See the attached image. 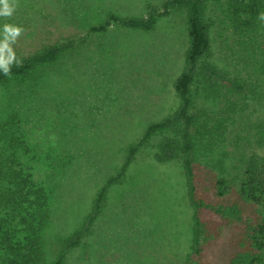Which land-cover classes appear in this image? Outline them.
<instances>
[{"label":"rangeland","instance_id":"obj_1","mask_svg":"<svg viewBox=\"0 0 264 264\" xmlns=\"http://www.w3.org/2000/svg\"><path fill=\"white\" fill-rule=\"evenodd\" d=\"M162 1L19 0L10 18H0V27L14 23L24 29L13 45L16 56L63 36L83 37L41 66L42 79L25 85L15 103L16 127L26 146L21 163L49 197L44 264H52L58 238L81 226L99 188L119 173L128 144L147 123L177 106L173 82L184 66L183 10L159 16L150 30L111 24L103 32L88 31L108 12L145 17L152 8L161 11ZM207 11L211 60L237 74L244 87L227 95L233 105L222 96L217 102L201 100L208 127L220 120L225 131L210 153L198 155L203 170L237 174L264 158V22L257 20L264 0L212 1ZM251 17L249 31L244 22ZM15 81L0 83V99L10 97ZM226 198L234 201L237 195ZM104 202L90 232L66 252L62 264H227L239 249V225L223 222L200 257L188 256L190 207L180 163L158 162L149 145L109 186ZM251 211L247 204L244 212L251 216Z\"/></svg>","mask_w":264,"mask_h":264},{"label":"trees","instance_id":"obj_2","mask_svg":"<svg viewBox=\"0 0 264 264\" xmlns=\"http://www.w3.org/2000/svg\"><path fill=\"white\" fill-rule=\"evenodd\" d=\"M212 1L219 0H164L161 11L152 8L145 17L108 12L104 20L89 27V32H103L111 24L150 30L159 16L169 10H183L184 66L173 82L178 99L175 110L147 123L138 140L128 144L119 173L99 188L81 226L58 238L59 249L52 264H62L66 252L90 232L104 206L109 186L127 169L139 149L148 145L158 162L176 160L180 163L185 197L190 207L188 256L200 257L207 242L219 234V225L227 222L239 225L241 230L236 242L239 249L227 264H264V158L251 161L237 174L228 169L217 170L216 174L212 173L215 170H203L198 155L199 152L210 153L225 131L220 120L208 127L206 115L203 116L205 110L199 106L201 100L217 102L220 96L228 100L227 95L240 93L244 87L237 74L230 75L211 60V23L206 14ZM245 8L252 9V6ZM252 18L244 22L249 31L254 26ZM82 38L78 34L63 36L30 54L18 55L17 59L22 63L12 65L10 76L0 71V83L16 80L13 84L16 89L10 91V97L0 99V264L45 262L43 231L51 215L49 197L42 186L34 183L21 163L19 154L26 146L16 127L20 110L15 103L25 85L42 79L41 66L53 63ZM262 52L260 68L264 75V44ZM218 88H222V93ZM227 102L234 104L231 100ZM261 137L258 136V142ZM234 193L236 200L226 198ZM247 204L251 206V216L244 212Z\"/></svg>","mask_w":264,"mask_h":264},{"label":"clouds","instance_id":"obj_3","mask_svg":"<svg viewBox=\"0 0 264 264\" xmlns=\"http://www.w3.org/2000/svg\"><path fill=\"white\" fill-rule=\"evenodd\" d=\"M19 0H0V17L10 18L18 7ZM257 20L264 22V11L257 13ZM24 29L14 23H4L0 30V71L6 76L11 75V67L19 66L22 61L17 59L13 45L23 34Z\"/></svg>","mask_w":264,"mask_h":264}]
</instances>
